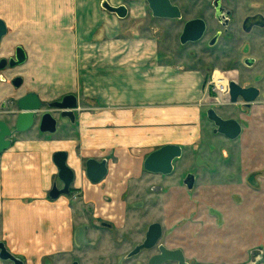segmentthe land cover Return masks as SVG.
Segmentation results:
<instances>
[{
	"label": "crops",
	"instance_id": "crops-1",
	"mask_svg": "<svg viewBox=\"0 0 264 264\" xmlns=\"http://www.w3.org/2000/svg\"><path fill=\"white\" fill-rule=\"evenodd\" d=\"M39 3L38 29L43 28L46 33L37 34L39 44L48 43L50 36L60 43L54 48L60 51L65 48L62 43L67 32L71 51L83 54L84 42L75 43L72 22L78 20L84 9L75 0H39ZM8 4L10 13L12 0ZM19 8L26 15V2L24 9ZM71 14H75L73 19ZM53 28L60 32L49 34ZM144 44L137 40L105 42L99 54L96 52L97 69L85 71L92 74L84 80L88 99L81 105L87 110L81 113L80 121L76 125L62 121L58 131L51 135L41 134L37 128L21 133L14 145L0 155V240L27 264L69 263L70 257L79 252L77 226L85 221L76 218V211L88 204L98 209L114 207L116 213H123L130 203L127 199L134 197L132 191L145 159L153 150L176 144L182 147L183 157L187 145H197L203 140V121H210L203 84L206 72L200 67L163 64L155 54H139V46ZM52 54L57 56L55 50ZM84 56L85 53L83 65ZM59 65L58 60L56 67L60 68ZM11 89V85L0 81V107L11 96ZM240 114L242 121H264ZM227 115L228 119L235 117ZM258 130L262 131L261 127ZM61 151L69 154V165L78 174L75 186L81 188L82 197L77 206H72L68 197L58 201L49 197L58 171L53 157ZM240 157L243 180L231 182L225 188L227 213L234 223L233 235L249 204V186L260 185L256 171L264 170V164L252 169L248 152L242 151ZM88 158L108 161L111 175L105 183L96 185L86 179L83 165ZM240 197L241 204L235 200Z\"/></svg>",
	"mask_w": 264,
	"mask_h": 264
},
{
	"label": "rangeland",
	"instance_id": "rangeland-1",
	"mask_svg": "<svg viewBox=\"0 0 264 264\" xmlns=\"http://www.w3.org/2000/svg\"><path fill=\"white\" fill-rule=\"evenodd\" d=\"M75 1L76 5L84 9V13L79 15L78 20L72 22L75 43L84 42V65L83 54H80V51H71L67 32L62 43L65 48H61L60 51L54 49L56 44L60 43L50 36L47 38L48 43L43 41L42 45L39 44L37 34L38 36L42 33L46 34L45 29L40 30L30 25L41 20L36 17L39 0H12V11L9 13L10 32L6 40L13 42L15 37L23 35L22 42L16 41L12 47L17 45L27 47L29 57L24 66L15 69L11 74V77L23 76L26 80V89L25 86L20 90L12 87L10 99L14 100L27 91L35 90L46 102L72 93L77 95L83 103L88 99L85 89L88 85L84 80L89 76L91 78L92 74L90 71H85L97 69L96 52L99 54L105 42L111 44L115 40H137L145 43L139 46L138 53L158 55L163 64L203 68L207 81L211 79L215 70L230 71L233 68L241 70L242 83L245 81L253 83L252 77L255 74L260 73L264 76V42H254L250 49L247 48L248 50L243 52L261 60L255 67L249 69L242 62L239 65L233 62L234 57L242 56V45H233L222 40L217 48L212 49L203 44L182 46L179 41L182 29L169 21L153 19L146 0H108L114 6L126 4L131 9L130 16L125 20L114 17L104 9L103 0ZM260 1L262 2V0H250L252 3ZM25 2L27 13L23 15L19 7L23 9ZM45 15V13L42 14V16ZM71 16L73 19L75 14ZM25 23V33H22ZM68 31L71 33L70 30ZM35 32L37 34L34 38ZM55 32L60 31L55 28L48 31L49 34ZM258 38H260L259 35ZM147 42L151 44L147 46ZM53 50L57 56L52 54ZM10 52L12 53V50ZM58 60L60 68L56 67ZM257 85L264 91V79ZM211 95L215 96L213 93ZM216 106L219 113L222 110L224 117L232 114L238 118L243 126L242 135L236 140H230L213 132L212 121H203V140L197 145H187L184 156L176 162L178 175L172 178L169 184L171 195L169 205H164L166 201L163 203L165 195H150L148 190L144 191L150 185L148 182H138L135 186L139 194L127 199L130 202L126 207L128 221L124 222L125 225L121 230L134 232L137 224L160 221L165 229L164 242L171 248H181L189 264H264V170L256 171L259 187L249 186L247 199L249 204L245 206V215L241 214L239 221L235 222L238 231L234 235L232 229L234 223L229 220L225 198L227 184L243 180V174L240 173L242 151L248 152L250 159H247L252 169L256 170L257 166L264 164V127L262 125L264 121H242L240 114L243 112L248 118L264 119V95L254 103V107H245L244 111L238 108L241 107L240 105L222 107L217 104ZM230 107L236 112H233ZM0 117L3 116L0 115ZM9 122L11 126H14L15 121ZM260 127L262 131L258 130ZM187 171L198 174L197 186L193 190L188 189L181 179L184 175L182 173ZM241 198L240 200L235 198V200L241 204ZM137 202L138 205H135ZM141 202H145L146 205L140 206ZM129 235L126 233L125 237L131 238ZM140 239L141 235H138V240L135 239V241ZM100 254L102 253L98 251L96 255L89 256L87 264L111 263L105 253L101 256ZM149 254L133 259L130 264L143 263ZM94 260L96 262H93Z\"/></svg>",
	"mask_w": 264,
	"mask_h": 264
},
{
	"label": "flooded vegetation",
	"instance_id": "flooded-vegetation-1",
	"mask_svg": "<svg viewBox=\"0 0 264 264\" xmlns=\"http://www.w3.org/2000/svg\"><path fill=\"white\" fill-rule=\"evenodd\" d=\"M8 1L9 0H0V20H2L4 24L6 25V34L2 36L1 41H0V81L2 84L7 83V85H11L14 89L20 90L25 86L24 77L21 75H14L11 77V74L14 72L15 69L22 67L26 64L28 60V54L24 46L17 45L13 48L12 43L6 40L10 32L9 31L10 28H9ZM104 1H108V0H103L102 4ZM169 3L170 5L168 7L165 6L161 9L166 11L168 15H171L172 11H173V14L177 12V16L174 14V16L157 17L154 15V12L150 6L149 0H146V4L148 5V9L150 10L151 16L153 19H159L160 21L161 20L169 21L171 23H174L175 25H177L178 27L182 29L179 35V41L182 46H186L188 44H198V45L203 44L212 49V48H217L222 42V40H225V42L227 41L229 44L243 46L242 56L240 57L236 56L233 58V62L235 64L237 63V65H239V63L242 62V64L247 66L249 69H252L253 67H255V65L260 60V59H257L249 55V53L244 54L243 52L247 51L248 50L247 48L250 49L251 44H253L254 42L255 43L257 41L264 42V0H262V2L260 1V2H254V3L250 2V0H169ZM115 6L116 7L126 6L128 9V15L126 18H121L117 13H112L109 11L114 17L120 20H125L130 16L132 11L126 4H120V5H115ZM174 8H176L177 11H174ZM23 15H24V10H23ZM36 17L39 18L38 15ZM195 21H200L204 23V32H202L203 34L199 39L195 41H188L184 44L181 40L183 32L186 26L190 22H195ZM31 25L35 26V28L38 29L39 20L35 23H31ZM22 33H25V28L23 27H22ZM36 34L37 32L33 34L34 38L36 37ZM258 35L260 36V38H258ZM262 35H263V38H262ZM257 38L260 40H258ZM23 39H24L23 35H20L18 37H15L13 41L14 42L22 41ZM18 47H22L24 49L26 53V60L22 64L11 66L12 59L14 61H17L16 52H17ZM10 50H12V53L10 52ZM214 75H216V77H219V78H223V77L225 78L226 85L222 87V89L226 87V89L230 91V82L235 80L239 82L238 84L243 87H257L260 90L259 98L262 97V95H264V91L257 85L260 82H262V80L264 79V76H262L260 73L253 75L252 77L253 83H249L247 81L242 83L240 79V77L242 76V72L240 69H237V68H233L230 71L215 70L212 74V77ZM18 77H21L23 79L22 85L20 87H16L13 84V81ZM206 79L207 77L205 78V82L203 83L205 92L206 93L209 92L210 94L214 93L213 85H209V82L211 79H209V81H207ZM243 79L245 78L243 77ZM31 92H34V91H27L24 94L20 95L19 97L15 98L14 100L10 99L9 97L7 100L3 101L0 107V115H2L3 117H0V120L17 121L18 115L20 113L19 108H18V99ZM66 95H63L60 98H56L54 100L47 101V102L40 97L44 105L40 111L36 112V116L34 120L36 121V124L33 128H37V130L41 134H49V133H42L40 131L39 121H42V118L46 113H52V115L58 121L57 131L62 121L68 122V124L70 125H76L77 122L80 121L81 113L87 110L82 107L79 98H78V108L74 110V114H75L74 120H72L69 117H62L63 110L59 109L57 106L55 105L49 106V104H56L57 102L63 101ZM219 104L222 105V107H229V106L238 107L240 105L241 107H238V108H240L242 111L245 110V107L251 108V107H247L242 100H240L237 104L232 103L231 96H230V102L219 103ZM253 105L254 104L252 103V106ZM210 108L216 109L217 106L209 105L207 111ZM216 111L218 112L219 115L224 117L221 113H219L218 108L216 109ZM229 118H235V117H229ZM72 121H75V122L73 123ZM12 129H14V127ZM215 129H216V126L214 124L213 132L215 131ZM17 135L14 136L13 138L12 146L14 145V141ZM91 159H94L98 162L105 161L106 163L107 172L105 176L99 182H93L87 175V163ZM178 159L173 161L174 168H173V171L170 173L166 174L164 172L150 171V170H147L143 166L142 173L140 177L138 178L139 180L138 182L142 181L144 183L148 182V184H150L149 187L144 190L145 192L146 190H148V192L151 193L150 195H155V194L165 195L163 196V203L166 201L164 205H169L170 203L169 201L171 199L170 198L171 195H170L169 184L171 182V179L174 178L175 176L177 177L178 175L177 164H176V162H178L177 161ZM67 163H68V166L74 172V179L69 187V192L63 193L55 199L52 198L49 193V197L53 201H58L62 197H68L71 199L72 206H77L78 203H80V199L82 197V194H81L82 190L81 188H78L75 186L76 181L78 179V174L76 170L69 165V154H68ZM83 168H84V175L86 179L92 184L97 185V184L105 183V181L111 175L110 167L106 159L98 160L96 158H88L84 162ZM191 174H193L194 176V182H193V189H194L197 186V180H198L197 173H195L194 171H187L186 173H182L183 176L181 179H182L183 184L186 185L188 189H190L189 188L190 182L187 183V181L189 180V176ZM178 178L180 179V177ZM138 182H136V184ZM55 185H57L58 189L60 190L64 189L65 187L64 183L61 181L59 177V169L56 173V181L54 182L52 189L54 188ZM193 189H190V190H193ZM137 190L138 188H136V186L134 185V189L132 191L134 197L135 195L137 196L139 194ZM152 199H150V201H152ZM146 202H147V199H146ZM128 205L129 204H127L124 207V212L121 214L116 213L117 210L114 207L110 209H107V208L105 209V207L98 209L95 206H91L88 204H84L80 211L79 210L76 211V218L85 219V221L79 226H77V230H76V237H77L78 242L80 243V246H78L79 252L72 255L70 257V262L67 264H87V260H89V256L96 255V252L98 251L101 252L102 254L105 253L107 255V258L110 259L109 261L111 262L110 264H130L131 261H133V259L143 254L150 253L149 257L145 259L144 262L142 261L143 263H138V262L136 263V264H150L151 260L155 256L163 253V248L169 251L178 250V249L182 250L181 248H178V247L171 248L167 243L164 242L165 229H164V224L161 223L160 221L154 220L146 224L145 223H141L137 225L134 224L135 225L134 232H128L127 230H123V229L121 230V228H123V226L125 225L124 222L127 223L128 221L127 216H126L127 215L126 207ZM135 205H138V202L135 203ZM139 205L141 206V205H146V204L145 202H141L139 203ZM138 222H140V219L138 220ZM154 224L161 225V230H162L161 234L159 238H157L158 240L152 246L144 247L143 245L145 244L147 240L150 228ZM79 228H82V229H79ZM126 233L130 234L129 237L131 238L128 239L127 237H125ZM138 235H141V239L139 241H135V239L138 240ZM0 243H4L8 251L14 254L9 249L5 241L0 240ZM131 243L133 244L131 245V247H129ZM139 247H141V249L138 251V253L133 255ZM0 253H1V250H0ZM102 254H100V256ZM14 255L17 258L24 261L25 264H27L26 260L17 256L16 254ZM93 262H96V261L94 260ZM0 264H14V263L10 260H3L0 257ZM162 264H179V262L167 260L163 262Z\"/></svg>",
	"mask_w": 264,
	"mask_h": 264
},
{
	"label": "water",
	"instance_id": "water-1",
	"mask_svg": "<svg viewBox=\"0 0 264 264\" xmlns=\"http://www.w3.org/2000/svg\"><path fill=\"white\" fill-rule=\"evenodd\" d=\"M149 2L155 16L166 17L174 16V14L177 16V12L173 14V11L171 10L172 14L168 15L166 11L161 9L165 6L168 7L170 5L169 0H149ZM102 5L103 8L112 13H117L121 18H126L128 15V9L126 6L116 7L110 4L108 1H104ZM174 11H177L176 8H174ZM202 32H204L203 22H190L186 26L181 40L184 44L188 41H195L202 36ZM5 34L6 25L2 20H0V41L2 36ZM16 59L17 61H14L12 59L11 66H16L25 62L26 53L22 47L17 48ZM22 81L23 79L21 77H18L13 81V84L16 87H20L22 85ZM238 83L239 82L235 80L230 82V96L232 103L237 104L240 100H242L247 107H251L252 103L254 104V102L259 98L260 90L257 87H243ZM43 105L44 103L42 102L40 96L35 92L28 93L18 99V108L20 113L18 115L17 121H15L14 129H12L13 127L7 121L0 120V155L5 150H8L12 147L14 136H16L17 134L25 133L35 126L36 121L34 120L36 112L40 111ZM50 105H55L59 109L63 110L62 117H69L74 120V110L78 108V97L75 94H68L64 97L63 101L57 102L56 104H49V106ZM207 115L208 119L214 122L216 126V129L214 131L215 133L224 135L228 139L230 138V140H236L242 135L243 127L237 119H226L219 115L214 108H210L207 111ZM39 122L40 131L42 133L54 134L57 132L58 121L52 115V113H46L43 116L42 121ZM72 122L74 123L75 121ZM182 155L183 149L180 145H165L160 149L153 151V153L146 158L144 167L150 171L164 172L167 174L173 171V161L181 158ZM67 159L68 153L64 151L57 152L53 157V161L59 169V177L65 185L64 189L62 190L58 189L57 185L54 186V188L50 192V196L54 199L63 193H68L69 187L74 179V172L68 166ZM106 172L107 168L105 161L98 162L94 159H91L87 163V175L93 182H99L105 176ZM189 182V188L193 189V174L189 176V180L187 181V183ZM161 231V225L154 224L150 228L147 240L143 246H152L158 240L157 238H159ZM140 249L141 247H139L133 255L138 253ZM0 250V257L3 260H10L14 264H25L24 261L17 258L14 254L8 251L4 243H0ZM167 260L176 261L179 262V264H189L186 260L184 251L180 249L169 251L164 248L163 253L155 256L151 260L150 264H162Z\"/></svg>",
	"mask_w": 264,
	"mask_h": 264
},
{
	"label": "built area",
	"instance_id": "built-area-1",
	"mask_svg": "<svg viewBox=\"0 0 264 264\" xmlns=\"http://www.w3.org/2000/svg\"><path fill=\"white\" fill-rule=\"evenodd\" d=\"M225 78H219L214 75L212 79L209 82V85H213V90L215 96L213 97L209 92H207V102L208 105H217L219 103H227L230 102V91L228 89L223 88L226 83H225Z\"/></svg>",
	"mask_w": 264,
	"mask_h": 264
}]
</instances>
